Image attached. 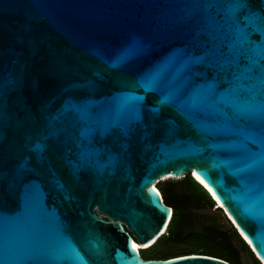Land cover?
Wrapping results in <instances>:
<instances>
[{"label": "water", "instance_id": "95a60500", "mask_svg": "<svg viewBox=\"0 0 264 264\" xmlns=\"http://www.w3.org/2000/svg\"><path fill=\"white\" fill-rule=\"evenodd\" d=\"M188 173L264 264V0H0V264H231L137 251Z\"/></svg>", "mask_w": 264, "mask_h": 264}, {"label": "trees", "instance_id": "16d2710c", "mask_svg": "<svg viewBox=\"0 0 264 264\" xmlns=\"http://www.w3.org/2000/svg\"><path fill=\"white\" fill-rule=\"evenodd\" d=\"M157 187L172 213L165 233L154 243L139 249L144 259L205 254L231 264H244L241 255L247 253L254 264H261L220 208L216 211L225 218L227 229L215 220L201 222L198 210L212 211L216 201L189 173L180 179L158 181Z\"/></svg>", "mask_w": 264, "mask_h": 264}, {"label": "rangeland", "instance_id": "374dc122", "mask_svg": "<svg viewBox=\"0 0 264 264\" xmlns=\"http://www.w3.org/2000/svg\"><path fill=\"white\" fill-rule=\"evenodd\" d=\"M165 179H167V178L161 177V178H159V181H164ZM157 183L155 184V186H157ZM207 212H208V214L212 215L220 223V225L224 229H227L228 228V225H227V222H226L225 218L223 217V215H221V213L219 211H216V210H212V211L211 210H207ZM225 217H226V215H225ZM241 257H242V261H243L244 264H254L249 254L242 253Z\"/></svg>", "mask_w": 264, "mask_h": 264}, {"label": "flooded vegetation", "instance_id": "af4514ba", "mask_svg": "<svg viewBox=\"0 0 264 264\" xmlns=\"http://www.w3.org/2000/svg\"><path fill=\"white\" fill-rule=\"evenodd\" d=\"M200 215V220L201 222H206V221H213L215 220L219 225L220 223L210 214H208L207 210L202 209V210H198L197 212ZM221 226V225H220Z\"/></svg>", "mask_w": 264, "mask_h": 264}, {"label": "bare ground", "instance_id": "6f19581e", "mask_svg": "<svg viewBox=\"0 0 264 264\" xmlns=\"http://www.w3.org/2000/svg\"><path fill=\"white\" fill-rule=\"evenodd\" d=\"M194 176L201 182V183H203L207 188H208V186L199 178V176L197 175V174H195L194 173ZM208 190L210 191V193H211V195L216 199V204L218 205V206H221V207H223L222 205H221V203L217 200V198L213 195V193H212V191L208 188ZM224 208V207H223ZM171 213H172V209L170 210V215H169V217H168V220L170 219V216H171ZM227 215H228V213H227ZM243 235V234H242ZM243 238H244V240H246V238L243 236ZM154 240H155V238H154ZM154 240H153V242L152 243H154ZM132 241H134V240H132ZM134 242H136V243H139V242H137V241H134ZM151 243V244H152ZM150 245V244H149ZM148 246V245H147ZM139 248L140 247H137V251L139 250Z\"/></svg>", "mask_w": 264, "mask_h": 264}, {"label": "built area", "instance_id": "2783aa9c", "mask_svg": "<svg viewBox=\"0 0 264 264\" xmlns=\"http://www.w3.org/2000/svg\"><path fill=\"white\" fill-rule=\"evenodd\" d=\"M218 208H220V206H218V205L215 203L214 206H213V210H216V209H218ZM221 210H222V213L226 215L225 210H224L223 208H222Z\"/></svg>", "mask_w": 264, "mask_h": 264}, {"label": "clouds", "instance_id": "9594fccd", "mask_svg": "<svg viewBox=\"0 0 264 264\" xmlns=\"http://www.w3.org/2000/svg\"><path fill=\"white\" fill-rule=\"evenodd\" d=\"M207 192H208V191H207ZM208 193H209V192H208ZM210 196H211V195H210ZM161 197H162V196H161ZM211 197H212V196H211ZM214 201H215V200H214ZM171 209H172V208H171ZM220 209H221V208H220ZM145 247H147V246H145ZM141 248H144V247H140V249H141ZM217 259H218V258H217Z\"/></svg>", "mask_w": 264, "mask_h": 264}, {"label": "snow or ice", "instance_id": "6c2138e0", "mask_svg": "<svg viewBox=\"0 0 264 264\" xmlns=\"http://www.w3.org/2000/svg\"><path fill=\"white\" fill-rule=\"evenodd\" d=\"M133 247H135V245H133Z\"/></svg>", "mask_w": 264, "mask_h": 264}]
</instances>
